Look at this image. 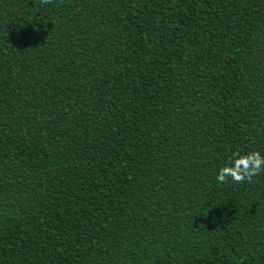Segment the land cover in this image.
<instances>
[{"label": "trees", "instance_id": "obj_1", "mask_svg": "<svg viewBox=\"0 0 264 264\" xmlns=\"http://www.w3.org/2000/svg\"><path fill=\"white\" fill-rule=\"evenodd\" d=\"M264 0H0V264H264Z\"/></svg>", "mask_w": 264, "mask_h": 264}, {"label": "clouds", "instance_id": "obj_2", "mask_svg": "<svg viewBox=\"0 0 264 264\" xmlns=\"http://www.w3.org/2000/svg\"><path fill=\"white\" fill-rule=\"evenodd\" d=\"M44 5L53 3V0H41ZM264 172V155L259 151L241 154L239 151L233 153L228 163L221 167L218 175V183L224 184L229 181L235 183L252 182L253 178Z\"/></svg>", "mask_w": 264, "mask_h": 264}]
</instances>
